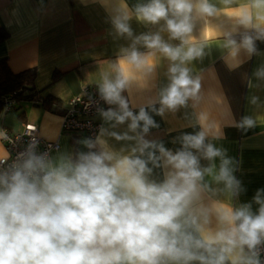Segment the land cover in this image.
I'll list each match as a JSON object with an SVG mask.
<instances>
[{
  "label": "clouds",
  "instance_id": "obj_1",
  "mask_svg": "<svg viewBox=\"0 0 264 264\" xmlns=\"http://www.w3.org/2000/svg\"><path fill=\"white\" fill-rule=\"evenodd\" d=\"M221 17L230 30L216 23ZM131 18L126 12L113 18L118 34L132 36ZM135 18L163 21L162 30L179 43L142 34L102 70L99 95L115 107L99 113L112 129L126 124L125 131L101 125L94 139L80 142L87 151L75 154L30 148L9 163L0 151V264H264V189L253 196L256 212L252 203L234 205L244 189L232 160L206 142V131L183 134L179 149H167L145 138L158 125L144 107L134 112L123 94L154 71L160 53L170 61V82L152 110L163 115L196 100L201 82L186 65L211 44L232 57L256 54V41H264V0H148L135 6ZM140 43L148 51H139ZM255 76L264 79V67ZM255 124L247 116L241 122ZM109 138L131 143L117 149ZM156 168L163 179L152 178Z\"/></svg>",
  "mask_w": 264,
  "mask_h": 264
},
{
  "label": "crops",
  "instance_id": "obj_2",
  "mask_svg": "<svg viewBox=\"0 0 264 264\" xmlns=\"http://www.w3.org/2000/svg\"><path fill=\"white\" fill-rule=\"evenodd\" d=\"M147 2L0 0V30L6 32L0 42V59L5 58L13 73L33 69V86L38 96L52 98L47 105L30 100L20 101L11 109L3 105L0 107V130L5 127L17 132L29 123L37 128L43 139L58 143L50 156L87 151L80 143L87 138L85 135L61 129V116L68 99L80 94L84 87L99 93L102 70H107L122 55V49L130 48L137 36L159 32L166 42L179 43L170 40L167 31L162 30L163 21L157 25L137 21L135 6ZM212 2L217 3V0ZM125 12L132 17L128 21L131 37L118 34L112 23L115 16ZM216 23L225 29L231 28V22L226 18L221 17ZM200 28L198 22L194 33L198 35ZM256 47L257 52L251 57L243 50L232 57L217 44L206 46L202 57L186 65L191 75L200 79L198 98L176 111L165 109L163 115H158L152 110L161 107L160 92L170 82V61L160 53H157L154 71L142 83H133L123 93L134 112L144 107L158 125L150 128L145 138L163 143L167 149H179L183 134H195L203 128L206 142L222 149L232 160L233 174L244 189L233 199V204L252 203L253 212L259 208L253 202V196L258 189H264V79L255 76V72L264 67V41L257 40ZM136 48L141 52L148 51L142 43ZM253 97L256 103H252ZM104 105L105 110L115 107L105 102ZM246 116L256 120L254 127L241 125ZM96 120L109 131L122 132L127 127L125 124L112 129L100 114ZM109 142L117 149L131 143L111 138ZM0 151L6 153L1 139ZM201 163L206 165L207 161ZM216 163L218 167L219 158ZM152 178L163 179L161 169H154Z\"/></svg>",
  "mask_w": 264,
  "mask_h": 264
},
{
  "label": "built area",
  "instance_id": "obj_3",
  "mask_svg": "<svg viewBox=\"0 0 264 264\" xmlns=\"http://www.w3.org/2000/svg\"><path fill=\"white\" fill-rule=\"evenodd\" d=\"M6 109H11L15 104L13 99L5 100ZM104 101L98 92L84 87L80 94L68 99L66 108L61 116V129L65 132L83 134L87 138L94 139L101 127L96 120L99 109H104ZM0 139L10 157L9 163L15 160L19 153L33 148L37 153H48L58 148L57 142L43 139L37 128L32 124H25L22 130L14 132L8 128H1ZM261 261L264 262V245H261Z\"/></svg>",
  "mask_w": 264,
  "mask_h": 264
},
{
  "label": "trees",
  "instance_id": "obj_4",
  "mask_svg": "<svg viewBox=\"0 0 264 264\" xmlns=\"http://www.w3.org/2000/svg\"><path fill=\"white\" fill-rule=\"evenodd\" d=\"M6 32L0 30V42L5 38ZM34 70L27 69L13 73L7 66L5 58L0 59V107L5 105V100L13 99L17 103L30 100L36 104H49L52 98L47 96L41 98L33 86Z\"/></svg>",
  "mask_w": 264,
  "mask_h": 264
}]
</instances>
